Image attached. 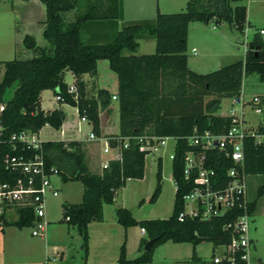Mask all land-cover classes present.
Instances as JSON below:
<instances>
[{
    "label": "trees",
    "instance_id": "1",
    "mask_svg": "<svg viewBox=\"0 0 264 264\" xmlns=\"http://www.w3.org/2000/svg\"><path fill=\"white\" fill-rule=\"evenodd\" d=\"M37 1L43 7L40 37L45 44L38 46L32 36L24 34L20 44L31 56L0 62V181L7 179V172L2 169L5 156L22 151L28 155L32 153V150H21L19 143H13L9 139L11 134L22 130L36 133L44 124L53 129L59 127L62 113L58 108L46 111L39 108L41 90H49L52 96H58L57 103L75 107L78 117L86 118L91 131L101 136L99 111L110 110L112 95L105 89H94L93 83L87 90L82 77H95L97 60L106 59L116 76L114 99L118 108V133L112 137L120 140L118 143L115 139L109 142L116 145L125 137L129 139L138 135L177 138L171 160V177L178 188L174 190L170 214L166 218L135 219L125 207H115L116 223L123 229L137 226L145 234L139 239L138 254L132 259L126 258L124 243L119 246L116 264L149 263L154 248L167 241L190 243L189 260L194 263L201 262L194 254L198 243L209 241L213 247L227 244L230 234L222 227L229 219L226 215L207 220L187 216L177 219L183 209L181 197L189 187L182 177V157L191 149L185 138L194 131L220 134L228 129L230 118L215 111L221 98L239 96L243 76L254 73L259 81H264V40L254 35L246 43L243 59L206 73H196L188 68L185 50L189 22L205 24L214 21L215 25L224 22L242 30L245 7L231 5L240 0H187L180 12L160 13L156 10L153 19L122 21L113 37L104 43L83 42L79 36L80 28L89 21L121 20V0ZM69 11H74L73 18L64 21L63 13ZM141 38L153 39L152 53H133L138 46L137 39ZM123 51L129 54H123ZM65 71L73 77L74 93L67 91L68 85L62 80ZM8 88H11L10 95L4 99ZM258 97L264 103V95ZM257 130L264 131V123L258 124ZM243 151V171L247 175H264V146L256 145L248 136L243 140ZM40 153L45 167L51 168L50 174L57 175L61 182L81 184L80 201L62 202L58 222L77 230L85 261L87 224L102 221L103 205L113 202L126 179L142 178L145 153L129 139L125 148L119 147L118 158L110 160L107 168L99 173L88 168L83 144L78 140L42 141ZM206 154L215 159H210L207 165L214 168L217 175H222L231 165L229 159L221 158L217 152ZM155 177L156 185L149 197L151 203L160 193V157L156 160ZM263 190L264 185H261L256 196ZM254 203L255 200L249 203L251 213ZM15 214L13 225L30 224V209L17 208ZM149 239L153 242L145 251L143 246Z\"/></svg>",
    "mask_w": 264,
    "mask_h": 264
},
{
    "label": "rangeland",
    "instance_id": "2",
    "mask_svg": "<svg viewBox=\"0 0 264 264\" xmlns=\"http://www.w3.org/2000/svg\"><path fill=\"white\" fill-rule=\"evenodd\" d=\"M185 1L183 0H121L123 7V20L132 21L142 17L144 19H153L156 10L160 13H175L184 9ZM233 5H243L245 7V23L242 30H236L234 27H229L226 23L221 22L215 25L214 21L201 23L197 21L189 22L187 29L186 44H187V61L192 68L200 70L199 72H209L218 67L224 66L231 62L243 59V54L246 49V43L255 35L264 40V0H240ZM18 8V4H15ZM42 7V5L40 6ZM142 9L140 11L139 9ZM22 13V9L18 11ZM74 11L63 13V20L70 21L73 18ZM122 20V17H121ZM14 23L11 21L9 12V0H0V62L12 58L24 59L31 56L27 50H23L21 44L17 49H12L11 28ZM214 26V27H213ZM262 33H258L259 30ZM34 32V31H33ZM85 35L82 36V41H85ZM139 48L137 53H152L154 50L153 39L144 40L137 39ZM36 45L42 46L45 42L40 38L36 39ZM194 47L195 52L192 53L190 48ZM26 51L27 54H24ZM123 54H129L123 51ZM1 74V66H0ZM86 89L88 90L91 83L97 84L99 87L105 88L109 93L116 92V76L109 69L106 59H99L96 62V76L90 77L83 75ZM62 80L65 84L70 85L73 82L72 75L65 71ZM90 90V89H89ZM11 88L6 89L3 97L7 99L10 95ZM239 100L242 98L246 103L243 105L247 126L255 128L260 123H264V114H256L249 107V100L256 95H264V81H259L258 76L254 73L243 76L240 85ZM42 106L48 108L53 102L51 94L47 91L42 93ZM234 98L224 97L220 99L219 108L215 111L216 114L226 115L229 108L236 107L237 103H233ZM115 108L116 100L112 101ZM65 112L67 121L74 125L76 134L81 138L87 134V128H83L84 124L79 122L78 115L74 107L69 105H59ZM247 110V111H246ZM83 126V127H82ZM40 138L45 140H57V132L50 127H41ZM169 147L165 148L158 155L161 158V179L160 193L157 199L151 203L149 197L156 185V160L157 155L146 154L144 156V171L141 179H128L124 186L117 191L115 200L111 204L105 206V216L113 218L114 208L123 206L128 209L132 216L136 219L149 218H166L170 214L172 200L174 195V185L171 177V161L168 157L169 149L172 147V140L168 141ZM96 149V147L92 146ZM96 151V150H93ZM98 159H94L92 166L97 165ZM91 166V165H90ZM51 186L56 190L55 196L46 194L43 199V219L46 222L44 227V238L30 236V226L22 225L16 227L12 224L15 219L14 211H10L5 215V223L0 226V230L4 231L2 241L10 246L25 247L30 250L31 261L34 264H75L79 262L80 238L77 230L74 227H67L63 222H58L60 218V204L62 202L77 203L81 198V184L79 182H67L62 184L57 176L52 173L48 178ZM264 184V175H249L247 177V196L248 199H253L257 195L258 188ZM262 204H264V193L262 195ZM253 223L250 231V236L254 232L259 233L257 239V252L261 255V260L264 264V211L261 214L253 215ZM64 229L72 236L65 235L63 238L65 245L61 262L44 261L45 254L52 252L51 247L59 242L60 235ZM129 239L125 243V256L128 259L134 258L138 251L136 236L139 234L138 227H127ZM63 235V234H62ZM140 235V234H139ZM141 236V235H140ZM145 237V234L142 235ZM65 239V240H64ZM2 243V242H1ZM190 243H171L169 241L156 246L152 252V262L150 264H165L164 260L168 256L185 257L191 253ZM114 250V248H113ZM112 248L110 253H114ZM221 251L220 246L213 247L209 241H202L194 247V253L201 262L199 264H207L210 262L212 254H218ZM254 253V251H252ZM18 255V254H17ZM112 264V263H107Z\"/></svg>",
    "mask_w": 264,
    "mask_h": 264
},
{
    "label": "built area",
    "instance_id": "3",
    "mask_svg": "<svg viewBox=\"0 0 264 264\" xmlns=\"http://www.w3.org/2000/svg\"><path fill=\"white\" fill-rule=\"evenodd\" d=\"M259 33L262 31L259 30ZM191 51L193 52L194 49ZM67 91L74 93L75 88L68 85ZM111 98L113 99L114 96ZM53 99L60 100L58 96H53ZM233 103H237V106L230 107L226 114L230 118L228 129L220 134L194 131L185 138L191 149L186 151L182 157V177L189 187L181 197L183 209L178 213L177 219L180 220L187 216L207 220L210 217L222 215L229 218L222 226L230 234L228 243L220 246L221 251L218 254H212L210 264H249L251 259L249 224L252 213L249 210L250 200L247 196L248 175L243 171V140L249 136L256 145L264 146V131H258L257 127L247 126L243 110L246 102L242 98L240 100L234 98ZM249 103V109L252 112L264 113V103L258 96H253ZM78 119L89 123L84 117H78ZM9 139L13 143H19L21 150H32V153L28 155L22 151L2 159V169L7 172V179L0 181V226L5 221L6 213L10 211L15 213L17 208L26 207L32 214L29 234L40 238L46 224L43 219L44 196L46 194L56 195L55 189L48 180L51 168H46L44 165L40 153V141L35 133L22 130L11 134ZM129 139L134 141L145 155H157V158L160 157L158 155L161 151L169 147L168 141L172 140L173 144L169 149L168 157L170 161L173 159L176 137L138 135ZM129 139L125 137L120 144L115 145L118 152L119 147L127 146ZM86 140L100 141L102 155L106 156L110 152L111 147L108 140L96 136L91 130L87 133ZM115 140L117 143L120 142L118 138ZM206 152L219 153L221 158L229 159L231 165L225 168L222 175H217L214 168L207 165V162L214 158ZM110 160L112 159L107 156L101 160V169L107 168ZM216 162L219 160L217 159ZM173 185L176 190L178 185L175 180H173ZM141 231L143 232L142 229ZM55 259L57 255L53 253L46 256L44 261Z\"/></svg>",
    "mask_w": 264,
    "mask_h": 264
},
{
    "label": "crops",
    "instance_id": "4",
    "mask_svg": "<svg viewBox=\"0 0 264 264\" xmlns=\"http://www.w3.org/2000/svg\"><path fill=\"white\" fill-rule=\"evenodd\" d=\"M176 1V0H173ZM183 1V0H182ZM185 2L187 0H184ZM184 2V3H185ZM15 4H18L15 6ZM41 4L37 0H9V12H10V17L11 21L14 23L11 28V37H12V49H17L20 46V40L21 37L24 34L32 36L34 42L36 43V39L38 36H40V31H41V21L43 20V7H40ZM21 11L22 13H19L18 11ZM142 11L141 7L139 9ZM246 17V14H245ZM138 19H144L142 17ZM123 20V7H122V20H117L116 22L111 21V20H103V21H89L84 23L79 31V36L82 40V36L85 35V43H104L106 41H109L113 35L115 34V31L119 28L120 24ZM130 21V20H129ZM189 23H188V28H189ZM214 27V26H213ZM187 28V29H188ZM261 30V29H260ZM34 31V32H33ZM262 31V30H261ZM259 33V31H258ZM41 38V37H40ZM150 40L151 38H144V40ZM138 43V41H137ZM139 48V43L136 48V50L133 52L134 54L138 55L137 49ZM194 49V47L190 48ZM25 50V49H23ZM186 50H187V44H186ZM185 50V52H186ZM24 54H27L26 51H24ZM192 52V51H191ZM195 50L192 52L194 53ZM140 54H147V53H140ZM186 55V53H185ZM186 63L187 66L190 70L200 73L198 69L192 68L187 61V55H186ZM202 73V72H201ZM206 73V72H204ZM83 78V77H82ZM84 80V79H83ZM71 85V84H70ZM97 88H102L99 87L97 84H94V89ZM116 89V87H115ZM106 90V89H105ZM48 92L51 94L49 90H41L39 92V108L42 111L46 110H51L52 108H58L61 113H62V120L59 124V127L57 129H54L57 132V140L60 141H68V140H78L82 142L84 152H85V158L87 161V166L92 172H97L99 173L102 169L100 167V161L103 160L106 156L111 158L112 160L118 158V149L114 144H111L109 140L113 139V135H116L118 133V108L117 106L114 108L112 105V101L115 100L114 98L110 100L109 103V111H104L101 110L99 111V116H100V131H101V136H98L100 138H106L110 144V152L108 155L104 156L101 153V142L100 141H87L86 140V135L83 137H79L76 133V129L74 128V125L69 123L67 121V118H65V112L63 111L62 107L59 105H67L63 103H57L51 94L53 102H55L56 106L52 104L48 108H44L42 106V93L43 92ZM112 96H114L115 93H110ZM259 96V95H256ZM75 111L76 108L74 107ZM77 114V112H76ZM81 122V121H79ZM83 123L84 127L86 126L87 128V133L91 130V126L89 123L81 122ZM262 124V123H261ZM41 127H49L48 125L44 124ZM41 127L36 131L35 136L37 139L42 142L44 139L40 138V129ZM251 127V126H249ZM51 128V127H50ZM53 129V128H52ZM45 141H52V140H45ZM92 146L96 147V149L92 148ZM96 150V151H93ZM94 159H98L97 165H93L92 163ZM91 165V166H90ZM144 171V169H143ZM50 176V175H49ZM57 176V175H56ZM249 176V175H248ZM58 178V177H57ZM128 179H133V178H128ZM125 180L126 181L128 180ZM141 179V178H140ZM59 180V179H58ZM60 181V180H59ZM61 182V181H60ZM62 184L67 183V182H61ZM264 185V184H262ZM56 191V190H55ZM264 193V190L259 196H256L253 199H249L250 201L255 200L254 203V208L252 210V216H251V221L249 224V239H250V263L249 264H263L261 255L259 252H257V239L259 238V233L254 232L252 236H250V231L252 228V223H253V215L255 213L261 214L262 211H264V204H262V195ZM115 200V197H114ZM113 200V202H114ZM73 203V202H69ZM107 204H104L102 207V221L101 222H89L87 224V233H88V244H87V255L85 258V261L82 259V250L80 249V244H79V249L81 250V254L79 255V262L75 264H107V263H112L116 264V258H117V253H118V248L119 246L124 243L129 239V233L127 232L126 229H123L118 223H116L114 219V213H113V218H109V222H107V217L105 216V206ZM115 209V208H114ZM114 212V211H113ZM136 219V218H135ZM130 227H137V226H130ZM139 228V227H138ZM139 235L136 236V241H137V246H138V241L144 234L141 229L139 228ZM60 235L59 242L56 243L54 246L51 247L52 252L50 254H45L43 255L44 258L46 256L52 255L55 253L57 255V259L60 261L62 258V253L64 250V247H67L63 241V238H65V235H68V237L72 236L68 233L67 229H64ZM4 234L3 230H0V264H34L31 261V255H30V250L26 249L25 247H20V246H10L8 244H4L2 241V235ZM63 234V235H62ZM30 235V234H29ZM44 238V231L43 235L40 237ZM80 238V236H79ZM65 240V239H64ZM2 242V243H1ZM165 243V242H164ZM114 248L113 251L114 253H110V249ZM137 249V247H136ZM254 251V253L252 252ZM192 252V248H191ZM18 254V255H17ZM195 254V253H194ZM190 256L191 253L188 256L185 257H177V256H168L164 260L166 261L165 264H199V262H192L190 261ZM197 256V255H196ZM198 257V256H197ZM53 260V261H55ZM61 262V261H60ZM152 262V259H151ZM146 263V264H150ZM209 264V263H207Z\"/></svg>",
    "mask_w": 264,
    "mask_h": 264
},
{
    "label": "water",
    "instance_id": "5",
    "mask_svg": "<svg viewBox=\"0 0 264 264\" xmlns=\"http://www.w3.org/2000/svg\"><path fill=\"white\" fill-rule=\"evenodd\" d=\"M153 240L152 239H149L148 241H146V243L144 244L143 246V250H148L152 244Z\"/></svg>",
    "mask_w": 264,
    "mask_h": 264
}]
</instances>
